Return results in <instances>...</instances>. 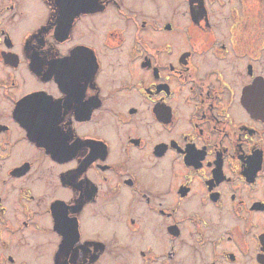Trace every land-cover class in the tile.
I'll return each instance as SVG.
<instances>
[{
    "label": "flooded vegetation",
    "instance_id": "1",
    "mask_svg": "<svg viewBox=\"0 0 264 264\" xmlns=\"http://www.w3.org/2000/svg\"><path fill=\"white\" fill-rule=\"evenodd\" d=\"M0 264H264V0H0Z\"/></svg>",
    "mask_w": 264,
    "mask_h": 264
},
{
    "label": "rangeland",
    "instance_id": "2",
    "mask_svg": "<svg viewBox=\"0 0 264 264\" xmlns=\"http://www.w3.org/2000/svg\"><path fill=\"white\" fill-rule=\"evenodd\" d=\"M179 1L180 0H178V4H179ZM179 8H182V7H179ZM154 218H153V216L152 217H150V220H153ZM155 223H157V221H155ZM157 224H155V226H156ZM149 231L150 232H148V237L147 238H152V240H155V238H154V235H151V232L152 231H154L156 234L158 233V232H156L157 230H156V228H155V230H154V228H153V226L151 225V226H149ZM158 235V234H157ZM151 240V239H150ZM162 240V242H163V239H161ZM152 242H154V241H152ZM155 243V242H154ZM159 249H161V248H159Z\"/></svg>",
    "mask_w": 264,
    "mask_h": 264
},
{
    "label": "bare ground",
    "instance_id": "3",
    "mask_svg": "<svg viewBox=\"0 0 264 264\" xmlns=\"http://www.w3.org/2000/svg\"><path fill=\"white\" fill-rule=\"evenodd\" d=\"M31 9H34V8H31Z\"/></svg>",
    "mask_w": 264,
    "mask_h": 264
}]
</instances>
